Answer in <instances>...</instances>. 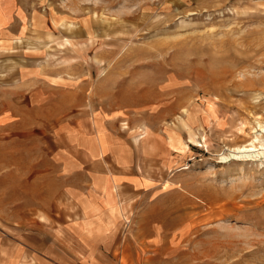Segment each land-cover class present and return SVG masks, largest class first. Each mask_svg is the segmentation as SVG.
I'll return each mask as SVG.
<instances>
[{"label":"rangeland","instance_id":"374dc122","mask_svg":"<svg viewBox=\"0 0 264 264\" xmlns=\"http://www.w3.org/2000/svg\"><path fill=\"white\" fill-rule=\"evenodd\" d=\"M18 1L9 69L50 80L51 104L0 129V264H264V153L221 158L264 145V0ZM100 119L134 156L103 135L107 154L63 176V124L99 146ZM112 181L107 224L61 188L91 198ZM24 227L41 244L20 260L11 228Z\"/></svg>","mask_w":264,"mask_h":264},{"label":"crops","instance_id":"0c3cea01","mask_svg":"<svg viewBox=\"0 0 264 264\" xmlns=\"http://www.w3.org/2000/svg\"><path fill=\"white\" fill-rule=\"evenodd\" d=\"M23 7L21 4H19L18 0H0V129L1 127H4V125H9V127H14L16 124V121L13 120L14 118H18V120H23V114L24 111L28 107H36V104L42 103L44 105H50V102L43 101V94H49L50 90L52 89V83L51 81L44 80V78H41V75L36 74L37 70L31 69H20V67L16 66L15 69H9V61H10V50L13 44L15 42H18V39L13 38L15 36L14 29L15 26L13 24H17L18 27V33L19 35L23 34V31L25 29V24H23V20L25 15L23 14ZM17 35V33H16ZM18 35V37H20ZM19 59V54L16 56L15 60ZM20 66V65H19ZM24 66V65H23ZM28 66H32L29 64ZM53 88H55L53 86ZM47 100V99H45ZM46 108L53 109V106H45ZM21 112V113H20ZM18 125V123H17ZM69 124L64 123L63 124V131H60L61 134L57 135V141L63 142L64 144V150L61 151L63 153V162L65 160L69 161L73 166H66L64 167L63 162H60V165L64 170H66V174L63 176H68L71 173L76 172L75 170L78 168L80 162L82 161H93L91 157H97L99 149L101 153H105L109 150V147L106 145V143L103 140V135H105L106 140L109 143H113L114 147L112 150H116L119 155L125 156L126 159L133 157L131 149L128 148H121V145L119 143H114V140H112L110 137V134H107L106 130L104 129L105 125L102 121V119L94 120L93 121V130L94 135L97 136L98 139H100L99 146L96 145L93 142L87 141V135H84L81 137V143L77 140L74 141V143H71L70 138L68 137V134L70 132V126ZM84 125V124H83ZM78 126V125H76ZM73 126H71L72 128ZM78 127L83 128L82 125H79ZM24 129V127H23ZM25 130V129H24ZM77 130V129H74ZM86 134L88 133L86 129H84ZM25 132V131H24ZM24 132L21 133L24 135ZM67 132V133H66ZM106 133V134H105ZM58 136H61L60 138ZM142 138V137H141ZM133 141L136 142L137 138L136 136L133 138ZM65 142V143H64ZM71 144H70V143ZM95 146V147H94ZM61 146L57 145L55 148H60ZM99 147V148H98ZM97 153L94 155V153ZM110 152V151H109ZM100 153V154H101ZM107 154V153H105ZM103 154V155H105ZM71 159H65L70 158ZM76 157V158H75ZM65 164V163H64ZM77 165V166H76ZM89 172V171H87ZM108 180V178H107ZM78 183H66L61 188L65 191V193L69 196H73L72 200L77 204L79 207V210L84 213L86 216H91L94 220L99 221L102 220L104 222L110 223L115 221V218H118L119 216L116 214L112 215L110 213V206L109 204L106 205V192L104 190L109 191V196L112 201H114L112 206H114L116 203H119V195L117 193V187L112 182H110L108 185L103 184L104 187H93L92 189L99 191L98 194L93 195L91 198H85L82 193H73L69 190L72 189V186L78 185ZM98 185V184H97ZM80 187L83 186V183H80ZM100 188V189H99ZM75 195V196H74ZM90 200V201H89ZM119 208V207H115ZM120 209V208H119ZM98 223V222H97ZM114 223V222H113ZM111 226H106V232L103 234V238L110 236V228ZM18 232L19 234L16 236L18 240H16L17 245L13 248L14 252H17V257H20V255H23L30 249L38 247L41 244L40 238L36 236H32L27 234L25 231L26 227L23 229H17V228H11ZM36 229V228H35ZM70 227L65 226L62 227V231H68ZM31 230V229H30ZM63 231V232H64ZM69 232V231H68ZM0 234V261H10L9 257H6V254L9 253L11 248L9 246V242L6 240L4 241V238L6 237L4 233ZM92 247V246H91ZM93 248V247H92ZM47 252L53 254L55 256L57 252L53 250L51 247L45 248ZM86 250V249H85ZM88 250V249H87ZM90 254H87V259L85 260V264H100L96 263V261H91L89 258ZM22 257L19 259L21 260ZM56 259H60L57 257ZM19 260V261H20ZM67 264V263H66ZM70 264V263H69Z\"/></svg>","mask_w":264,"mask_h":264},{"label":"bare ground","instance_id":"6f19581e","mask_svg":"<svg viewBox=\"0 0 264 264\" xmlns=\"http://www.w3.org/2000/svg\"><path fill=\"white\" fill-rule=\"evenodd\" d=\"M177 127V126H176ZM263 131H264V129H263ZM144 132V131H143ZM145 133V132H144ZM147 133V132H146ZM148 135V134H147ZM146 135V136H147ZM150 135V134H149ZM145 135H139V137L141 138V137H144ZM190 137H191V135H190ZM170 138V140H171V142H173V141H175V139L174 138H171V137H169ZM189 139V138H188ZM190 140V139H189ZM176 141L177 142H179L177 139H176ZM195 141H196V139H195ZM193 142V141H192ZM146 143V142H145ZM249 146L250 147H241V148H235V149H231V151H230V153H229V155H227V156H222L221 158H222V160H226V159H228L229 157H232V158H237V157H240L241 158V156H246V157H256V156H261V154H263L264 153V145H261L260 146V150L261 151H259V150H256L254 147H253V145L252 144H249ZM151 150H152V148H151ZM182 168V167H181ZM185 168V167H184ZM183 169V168H182Z\"/></svg>","mask_w":264,"mask_h":264}]
</instances>
